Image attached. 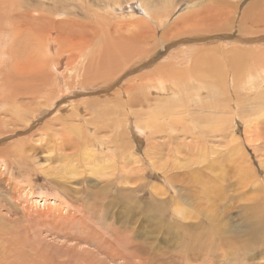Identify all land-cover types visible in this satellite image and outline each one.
Instances as JSON below:
<instances>
[{"label": "rangeland", "instance_id": "obj_1", "mask_svg": "<svg viewBox=\"0 0 264 264\" xmlns=\"http://www.w3.org/2000/svg\"><path fill=\"white\" fill-rule=\"evenodd\" d=\"M21 1L31 9H43L44 24L53 22L42 36L60 40L67 32L76 31L70 36L74 42L85 41L88 48L107 51L109 64L101 72L111 83L93 89L77 88L72 96L70 90L65 92L68 100L56 102L53 114L37 115V125L22 126L29 121L22 116L26 112L31 118L35 109L46 105L43 91L37 106L6 107L16 116L15 123L5 125L7 118L0 115V150L22 156L16 164L9 154L1 155L4 161L0 158V237L10 228L15 236L22 232L13 240H0V264H100L90 257H80L88 248L80 242L87 233L76 225V232H67L69 223L56 217L80 212L90 221L88 229L92 232L128 229L129 233L121 231L123 238L108 237L107 248L116 253L130 247L132 233L126 216L127 205L134 208L129 204L133 199L139 202L136 227L142 233L132 238H137L135 243L144 251L136 262H130L133 255L125 253V260L106 264H264V77L258 80L259 86L254 82L264 72V62L233 85V73L225 57L228 50L222 48L227 44L231 50H255L256 41H252L264 38V33H254L258 30L247 15L258 3L264 9V0ZM110 1L126 8L117 15L108 14L105 10ZM162 3H166L163 13L167 14L161 13L163 17L159 9ZM150 8L153 12L145 17ZM62 13L64 17L59 18ZM184 17L194 18L192 29L185 27L188 32L180 35L172 32L175 41L164 43V32H171L174 23ZM37 18L33 15L30 21ZM142 22L141 28L136 27ZM212 26L223 30L214 32L209 28ZM243 29L251 35H241ZM21 40L30 44L27 37ZM195 46L208 55L210 49H216L220 62L209 59L204 67L197 65L194 81L170 85L163 93L151 84V107L139 106V95L126 89L133 88L132 80L151 73L166 57L177 55L180 48L197 50ZM90 49L81 52L83 67L102 58L88 56ZM115 62L124 63L123 75L118 78L108 71ZM13 65L5 64L4 73ZM63 73L71 75L67 69ZM156 76L158 84L162 78ZM54 84L59 92L63 90L56 81ZM110 97L128 101L134 105L133 110L108 114L98 103ZM140 110L146 114H140ZM154 112L162 122L150 121L146 128V115ZM103 113L107 115L103 117ZM170 114L175 116L173 133L167 131ZM85 126H93L91 132L96 130V138L86 132ZM118 139L122 151L138 160L130 172L122 170L124 163L114 155ZM19 166H23L21 171L17 170ZM10 210L14 217L7 212ZM107 214L110 216L105 221L100 219ZM117 215L121 218L114 220ZM32 220H36L34 224Z\"/></svg>", "mask_w": 264, "mask_h": 264}, {"label": "bare ground", "instance_id": "obj_2", "mask_svg": "<svg viewBox=\"0 0 264 264\" xmlns=\"http://www.w3.org/2000/svg\"><path fill=\"white\" fill-rule=\"evenodd\" d=\"M129 4H132V2H130ZM116 5H119V6H116ZM120 5L121 4H119V2L115 3L113 1H110L108 4V8L105 10V12L108 14H113V15H115L116 12H122L126 7H122ZM165 5L166 3H162V6L159 8L160 16H162V14L163 16L167 15L163 13L165 12V8H166ZM148 7H151V5ZM153 9L156 10L157 7ZM253 10L254 11L249 10L251 12H249V14L247 15V19L250 20L255 25L256 30H258V32H254V33L256 34L264 33V9L261 8L260 4L258 3V6H255ZM5 11H9V13L4 14ZM150 11L153 12L151 8L149 10H146L145 17L149 16ZM33 15L38 16V18L34 21H30ZM57 16L59 18H62L64 17V14L63 13L58 14ZM108 16H111V15H108ZM190 16H193V14H191ZM45 18H46V13L43 9H41L40 11L37 9H31L29 8V6L24 4L21 0H0V115H4V117L8 119V120L5 119L6 121L5 125H9V124L11 125L16 122L14 120L16 119V116L14 115L12 111H10L6 107L10 105L13 108H21L27 105L37 106L41 103L37 101L41 99L42 91H43L42 99L46 103V105L43 106L42 109L40 108L35 109L33 111V115L31 118H27V113L24 112L22 116L23 119H28L29 121L25 123L22 122L21 123L22 126H24V124H29L30 126H33L34 124L37 125L39 117H42V116L45 117L49 113L53 114L52 109L56 107L57 105L56 102L58 103L59 100L60 101L68 100L70 96L74 95V93L76 94L75 90L77 88L78 90L79 89L84 90V89H90V88L93 89L95 88V86L96 88H98L102 84L109 85L111 83V80L109 79V77L104 72H101L103 69H107L108 64H109V58H108L107 51H104V50L99 51V50L93 49L92 46L88 48V43L85 41L74 42L72 38H70V36L77 34L78 32L76 31L67 32L63 37H61L60 40L59 39L56 40L55 36L53 37V40H50L49 37L52 35L42 36L43 32H45L46 30H49L50 25L53 24L52 21H49L50 22L49 24H44L46 20ZM195 23L196 22L194 21L193 17H190V18L184 17L183 19L181 18L180 20L178 19V21L174 23V26L171 27V30H172L171 32H169V30L164 32L165 40L163 42L164 43L170 42L168 43L170 45L172 42L175 41L173 38L172 32H174L176 35H180L181 32H188L187 30H184V28L187 27V28L192 29V26ZM142 24L143 22L141 23V25L136 26V27L141 28ZM79 26L82 28H85L81 23H79ZM209 28L210 30L213 29L214 32L223 30L222 27L212 26ZM202 32L203 31L200 30L199 33L202 34ZM251 33L252 32H249L248 30L243 29L240 34L241 35H251ZM152 36L156 38V35L154 32H152ZM21 37L29 38L30 44L23 42L21 40ZM209 39L211 40V38ZM229 39L232 40V38H229ZM144 41L147 42L146 39ZM235 41L240 42V43L248 42L247 40H244V39H236ZM252 42H255L256 44L255 50H243L238 47H235L234 50L233 49L231 50L227 48V44L223 45L222 47L223 50L224 49L228 50V52L225 54V57L228 60L230 69L233 73V77H232L233 85L236 84L238 79L247 75L249 71H251L254 67L264 62V49H261L262 45L264 47V38L253 40ZM195 47L197 48V50L192 49V47L187 48V49L180 48L179 53L175 55L176 57L174 56L171 59H169V56L166 57L164 60H162L163 62H160L159 66L156 69H154L151 73L149 72V74H144V76L143 74L138 77L136 76L135 79L132 80L131 84L133 88L131 89L129 86H127L126 89L128 92L132 90L139 95V102H140L139 106H142V108H144V106L151 107L150 102H148L151 100L150 98H152L150 97V93H149V86L151 84H155L157 89L160 90V92L158 93H163L164 92L163 90H166L170 85L172 87H177L182 82H186V81L191 82L192 80L194 81L196 79L194 77V69L197 65L204 67L205 65L209 63V59L213 60L215 64H218V62H220V56L218 55V53H216V49H210V54L208 55V54H204L200 52V48L202 47H198V46H195ZM205 47H207V45ZM89 49L90 51L88 52V56L93 55L96 58H100V57L102 58H100L97 62L93 59L91 65L87 67H83L82 64L80 63L81 59L83 58L81 52L83 51V53H85V50H89ZM148 51L149 49L145 51V53H147ZM54 54L56 55L53 56ZM65 54H66V57H65ZM154 54H156L155 51H154ZM236 58H240L242 62L241 63L238 62ZM148 59H149V56H148ZM171 62L175 63L176 65L171 64ZM7 63H9L10 66L13 63L14 64L13 69H10L9 72L4 73V65ZM101 66H103V68H101ZM127 67H129V65H127ZM66 69L71 71V75L63 73V71H65ZM182 69H185V71H183ZM92 70H93L92 76H88V73ZM108 71H110L112 75H115L116 78L121 77L124 71V63L120 64V63L115 62L112 66V69ZM155 73L160 78H162V80L158 81V84H156L158 78ZM263 77H264V72H261V74H259L256 80L254 81L256 86H259L257 82ZM54 81H56V84L58 85L59 89H63L61 90V92L57 90V87L54 84ZM69 90L71 92H69L70 96L68 97V93H65V92ZM155 100L156 101L158 100V102L161 101L156 98ZM99 104H101L100 105L101 107L104 106L108 114L120 113V112L124 113L125 109L127 111V110H133L134 108L133 104H130L128 101H125L122 98L111 99L110 97V99L106 100L105 102H102L99 100L98 105ZM108 104H110V106H108ZM164 104H163V108H164ZM135 105H136L135 108H137L138 103H136ZM155 105H158V104H155ZM140 111H141L140 114L142 115L146 114L145 111H142V110ZM107 112H104V113H107ZM104 113L101 115L103 116ZM127 113L128 114L126 117L128 119L130 116V113L129 112ZM37 115H39L38 118H37ZM98 116L100 115L98 114ZM119 117H121V114ZM158 118L160 119L161 116L155 117V112L149 113L148 115H146V118H145L146 128L150 126V121H161V120H158ZM104 119L106 120V117ZM116 120L117 119H115V122ZM166 120L168 123L167 131H169L170 133H173L175 131V116H172V114H170L168 115ZM198 120L200 121L199 118ZM90 122L92 121L90 120ZM115 122L113 125H115ZM117 122L122 123V121L120 120H118ZM167 123H164V124H167ZM93 124L95 123L92 122L91 125ZM21 125H18V126L21 127ZM152 126H153V123H152ZM85 127H87L86 132L89 134L91 133V135H94L96 138V133H95L96 130L94 133L91 132L94 129L93 126L92 127L85 126ZM71 143L74 145V143L76 142L74 143L71 142ZM118 143H119V147H118ZM118 143H117L116 149H114L115 151L114 155H116L119 159H121L122 163H124V165L122 166V170L130 172L129 170L132 171V168H135V164L138 162V160H134V157L132 154L126 155V153L122 151V146L120 145L119 139H118ZM105 147L106 146H104V148ZM107 149L112 150L113 148L107 147ZM8 154L11 156V159L14 160L15 164L19 163L22 160L21 155H19L20 157L19 156L16 157L15 153L11 154L10 152H8L7 149L0 150V158L2 159L0 160L4 161L1 155H8ZM17 158H20L21 160L17 161ZM126 158H128L127 160L129 161H126ZM22 167L23 166L17 167V170L21 171ZM154 169L155 170L158 169L156 162L154 163ZM49 179H52V178H49ZM53 182L52 184H54ZM59 184H60L59 181H57L56 186H58ZM76 193H78V191ZM52 199H49L48 201L49 202L51 201L50 203H52ZM115 202L113 203L115 204ZM110 203H109V206H112L113 203L111 205ZM129 204L133 205L134 208L127 205L128 214L126 217H127V221L129 224L130 233H132V237H134L135 234L137 236V233L138 234L142 233L136 227V225L139 223V219H137L135 212H137L138 210L139 202L133 199L132 201L129 202ZM109 206L107 207L108 209L106 208L107 213H109L108 211H110ZM180 210L183 211L182 209ZM7 212L11 216L14 217V215L10 213L12 212L11 210ZM79 214L80 212L73 214L71 216H68V217L59 215L56 217V219H64L69 223L68 228L66 229L67 232L68 231L76 232V230H73L75 229V225H76L77 227L80 228L82 232L87 233V236L83 237L80 241L81 243L86 244V246L88 247L84 249L80 254V257L83 258L84 260H88L90 257L94 260H98L100 264H106L108 262H114L116 260H122V259L125 260L127 258V255L125 253H128V254L133 255V259H134V261L131 260L130 262H136V259L139 257L138 256L139 253L141 251H144L142 247L140 246V244L138 245L137 243H135L137 242L136 240L137 238H132L130 236L129 238L130 247L128 248V250L122 249V250H117L116 253H112L110 249L107 248V244L109 242L108 237H116L117 239H119L120 238L119 235L121 237L124 235V234L121 235L123 233L121 231L128 232V229L123 230V228H116L115 229L116 232L114 231H108V232H103V233L92 232L88 229V224L90 223V221L84 218L83 216H80ZM109 216L110 215L107 214L104 216V218H100V219L105 221ZM137 216H139V214H137ZM120 218H121V215H117V218H113V219L117 220ZM35 221L36 220H32V224H34ZM10 229L4 231V234L0 237V240H2L3 242L4 241L7 242L9 240H13L20 234L22 235V232H21L19 233V235L15 236V234L11 232L12 229L11 231ZM101 229H103L102 226H101ZM10 233H12V235L7 238V234H10ZM23 234H25V231L23 232ZM144 248L145 250L147 249L146 245L144 246Z\"/></svg>", "mask_w": 264, "mask_h": 264}]
</instances>
